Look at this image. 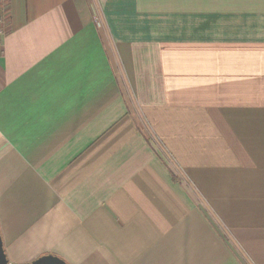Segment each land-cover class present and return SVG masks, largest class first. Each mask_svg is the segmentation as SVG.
<instances>
[{
	"label": "crops",
	"instance_id": "crops-1",
	"mask_svg": "<svg viewBox=\"0 0 264 264\" xmlns=\"http://www.w3.org/2000/svg\"><path fill=\"white\" fill-rule=\"evenodd\" d=\"M11 264H264V0H0Z\"/></svg>",
	"mask_w": 264,
	"mask_h": 264
},
{
	"label": "water",
	"instance_id": "water-1",
	"mask_svg": "<svg viewBox=\"0 0 264 264\" xmlns=\"http://www.w3.org/2000/svg\"><path fill=\"white\" fill-rule=\"evenodd\" d=\"M0 264H11L8 262L0 235ZM26 264H67L65 261L54 255H42Z\"/></svg>",
	"mask_w": 264,
	"mask_h": 264
},
{
	"label": "built area",
	"instance_id": "built-area-1",
	"mask_svg": "<svg viewBox=\"0 0 264 264\" xmlns=\"http://www.w3.org/2000/svg\"><path fill=\"white\" fill-rule=\"evenodd\" d=\"M2 34H3V20L0 17V37L2 36Z\"/></svg>",
	"mask_w": 264,
	"mask_h": 264
}]
</instances>
